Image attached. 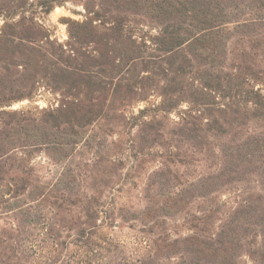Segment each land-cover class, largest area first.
Segmentation results:
<instances>
[{"label":"rangeland","instance_id":"1","mask_svg":"<svg viewBox=\"0 0 264 264\" xmlns=\"http://www.w3.org/2000/svg\"><path fill=\"white\" fill-rule=\"evenodd\" d=\"M156 2L0 0L47 63L0 53V264H264V153L204 183L264 137V28L210 52Z\"/></svg>","mask_w":264,"mask_h":264},{"label":"trees","instance_id":"2","mask_svg":"<svg viewBox=\"0 0 264 264\" xmlns=\"http://www.w3.org/2000/svg\"><path fill=\"white\" fill-rule=\"evenodd\" d=\"M233 4L232 1L226 3L222 0H157L154 8L167 19L177 16L180 18V23H187L191 28L188 31L191 37V46L201 47L203 50H210V52L221 49L222 52L232 33L246 34L258 28H264L263 0L250 1V6L257 5V7L249 8L247 12H236V9L232 7L237 6L238 3ZM15 27L16 25L6 24L0 31V53L3 54V58L6 59L7 50L17 53L32 52L34 56L41 59V67H47L45 58L40 56L42 54L40 47L24 45L23 42L33 40L32 37L16 30ZM19 66L21 65L19 64ZM65 66L67 68L68 64L62 63L63 68L57 69V73H55L61 80L64 73L72 74L64 68ZM243 102L251 103L257 110H264V96L260 90L246 92ZM226 151L224 169L204 180V183H208L207 195L215 192L218 187L233 181L232 175L240 173L238 169L244 162H251L258 154L264 153V137L252 136L236 147L229 146ZM248 170L249 168L243 172ZM198 183L203 182L199 181ZM199 184L194 186V190L199 188Z\"/></svg>","mask_w":264,"mask_h":264}]
</instances>
